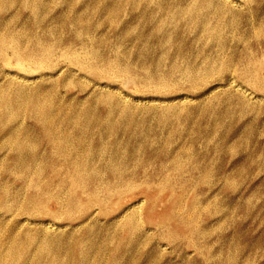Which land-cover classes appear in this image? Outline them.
<instances>
[{"label":"rangeland","instance_id":"374dc122","mask_svg":"<svg viewBox=\"0 0 264 264\" xmlns=\"http://www.w3.org/2000/svg\"><path fill=\"white\" fill-rule=\"evenodd\" d=\"M225 1L215 0L217 8ZM227 3L233 14L220 17V6L203 18L222 32L202 33L195 18L190 27L181 23L172 27L173 41L171 27L150 22L153 5L134 11L128 6V13L108 18L90 13V22L101 20L94 43L100 46L96 44L97 55L105 59L98 62L99 73L80 64L76 49L70 60L67 47L47 45L40 60L31 62L7 47L0 58V98L14 92L4 91L11 81L46 94L58 90L65 99H91L96 93L127 97L136 111L128 119L126 137L137 152L133 155L132 147L122 146L121 154L128 155L119 156L116 165L105 156L95 158L91 164L95 171L83 173L86 186L74 194L71 206L67 188H72L71 179L51 173L24 182L25 175L10 169L0 150V169L9 175L0 171V245L21 242L26 233L43 241L59 236L62 245L57 244L55 254L59 264H80L78 256L74 258L80 248L88 249L84 264H264V0ZM61 6L51 14L59 13ZM38 15L23 10V19L17 21L11 10L0 9V36L41 35L44 29L34 24ZM31 24L35 26L29 29ZM129 31L131 36L126 35ZM54 32L47 38L51 42ZM113 61L127 73L104 72L106 63ZM169 105L172 127L165 132L150 117ZM7 113L0 109L1 116ZM20 115L26 127L35 121L27 111ZM148 118L149 123L144 122ZM140 130L158 137L136 135ZM2 135L6 137L1 133L0 140ZM38 140L36 132L29 138L33 144ZM87 148L85 160H92L99 148L96 144ZM176 154L182 156L175 162ZM162 165L167 172H161ZM93 173L100 175L96 186L87 184ZM165 176L169 182L161 191ZM52 177L61 181L48 184ZM169 215L171 225L163 219ZM11 228L16 230L10 236ZM43 260L51 258L44 255Z\"/></svg>","mask_w":264,"mask_h":264},{"label":"bare ground","instance_id":"6f19581e","mask_svg":"<svg viewBox=\"0 0 264 264\" xmlns=\"http://www.w3.org/2000/svg\"><path fill=\"white\" fill-rule=\"evenodd\" d=\"M110 1L112 2H109L108 0H0V9L6 8L7 10H11L13 12V17L15 18V20L17 19V21L23 19V10L31 9V11H33L36 15L39 14L36 19L37 22H34V24L36 25V27H41L44 29L41 35L32 36L30 37V39H26L27 37L23 35H19L16 33L13 34L11 32L7 34L6 32L7 35H5V37L0 36V58L5 57V53L8 47V49L12 50L14 56H22L30 60L31 62H38V60H40L39 57L43 54V47L45 49V46L47 45H50L52 47L64 46L67 47L68 51H70V60H72V51L76 49L77 52L81 54V59L79 60L83 63L80 64L88 65L94 72L99 73L101 72V69L99 68L98 62L100 60L103 61L104 58L103 56L97 55V49H99L100 46L96 43L99 46L98 47L94 43L97 38V31L101 27V20H97L95 23L90 22L92 21V17L90 18V13H94L93 16L98 15L99 18L101 16H103V18H108L110 16L113 17V15L121 12L128 13V6L129 8L132 7V11H134L140 9L143 6L144 8H149L151 5H153L154 8L151 10L152 12L150 13V22H152L153 26L157 25L160 26V28H177L175 26H179V24L181 23L184 24V26L190 27L191 24L194 23L193 19L196 18L197 21L195 25L197 30H201V32L203 31L202 33L211 31V33L216 35L222 31L220 29H214L209 27V25L204 22V14H210L212 11H215L220 6V8L223 9V11L221 10L223 12V15H221L220 17L231 15L234 12V8H232L229 3H227L229 0L227 2L225 1L226 3L224 4L221 2L222 5L218 6V8L215 3V0H178V2L174 4H171V0ZM61 5H64L63 9L59 11V13H57L56 15H52L51 13H54V10L62 8ZM86 20L90 23H86ZM108 20H110L111 23H114L116 25V21L118 19L110 18ZM119 23L118 25H116V27L120 25ZM34 24H31L29 29H31V26H35ZM8 28L9 31H12L11 24L10 26L8 24ZM173 28L171 29V40L174 37L172 35L174 31ZM56 30L57 32L56 36L54 35V41L51 42L47 38H49L51 34L53 35V33H55L54 31ZM185 30H182L183 35L186 32ZM131 31L127 32L128 34L126 35L131 36ZM165 31L163 33H165ZM67 32H70V34L68 35ZM61 34L65 36L62 38ZM135 34L138 35V33ZM25 35L27 36V34ZM124 35L125 33H123V37ZM102 36L104 37V34ZM105 38L106 37H104V39ZM29 42L32 44L31 48L27 47V45L25 44ZM98 42H101V40L99 39ZM107 43L109 44L108 40ZM104 44L106 45V42ZM165 55L166 56L164 58L167 57V54ZM75 58L76 57L74 56L73 60H75ZM139 61L141 62V60ZM155 61L156 60H154V62ZM41 65L45 66L46 64L42 63ZM105 66L106 67L104 68L106 69L104 70V72L116 71L118 73L123 74L127 73L128 70H126V68L120 66L119 64H116L114 61L106 63ZM172 67L174 66L172 65ZM189 68H192V66ZM132 72L134 71L132 70ZM141 72L139 71V73ZM151 74H153V72ZM156 78H158V75ZM146 81L152 83V79H148ZM154 81L157 82V80ZM79 88L85 90L81 85ZM10 89H14V92L8 93V90ZM4 91H6L8 94L0 98V109L1 111L2 109H5L8 111V113L5 116L0 115V134L5 132L6 136L4 137V135H2L3 139L0 140V145L3 142L2 147H0V150L5 151L6 153V155L3 156V162H7L9 166L12 167L10 169L16 172V174H20L21 176L24 174V182H27L28 178H45L47 174L51 173L57 176L59 174H63L61 176L65 177L66 179H71L72 181H70V185H72V188L69 186L67 187L70 193L72 194V201H70L69 203L71 206L74 205L73 202L75 203L74 194L76 192L81 191L86 186L84 183L85 176L83 173L88 170L93 172L95 171L92 170L91 167L92 161L95 158L105 156L109 163H111L112 165H116L117 162L120 160L119 156L128 155L124 154L123 152L121 154L120 148L122 146H126L127 148L129 147L130 149L132 147L133 155H135L134 152H137L135 151L137 150V148L133 147V144L130 145V141H128L126 137V133L130 125L128 119H131V115H135L136 111V108L131 105L130 100L127 99V97H122L119 95H116V97H112L110 94L96 93L92 96L91 99L87 98L88 96H84L82 98L78 97L73 99H65L63 96H59L58 90L53 92L52 94H46L45 92L35 91V89L33 88L21 85L16 81H11V83L6 85ZM202 105L204 104L202 103ZM244 105L247 106L248 104L244 103ZM100 107L101 109H99ZM164 107L166 108L161 109L163 111H159L160 113H156L154 116L150 117V119L151 121L154 120V124L159 125V127L163 128L165 132H170L172 127L171 106L169 105ZM23 111H27V113L35 120L34 123H31L29 127H26L23 119H21L20 114ZM177 111L180 113L178 109ZM212 114L215 116L214 113ZM178 119L180 120L181 118ZM210 119H212V117H210ZM144 122L149 123V118L145 119ZM6 128L7 130H5ZM35 132L37 133L39 140L36 142V144H33L32 141H29V138ZM137 134L138 136H146L150 138L158 137V135L156 134L148 135L147 132H142V130L137 131L136 135ZM93 144H96L98 146L99 151L95 152V155L93 156L92 160H85L86 154L90 153L87 146L89 147ZM69 145H71L74 149ZM35 146L39 147V149L35 150ZM185 152L186 151H184L183 153ZM182 155L180 154L178 156V154H176L174 155L172 160L175 161L179 159ZM166 161H169L171 163V156ZM164 162L165 161H162V164ZM59 167H61V170H58ZM161 167V172H167L166 170H164L165 165H162ZM0 171L3 170L0 169ZM3 174V176L6 175V177H9L8 170H6L5 172L3 171ZM53 179L54 177L50 179L48 184H56L58 179ZM164 180L167 181H165L162 185L163 188L159 189L161 191L166 190L165 184L169 182V179L166 178V176ZM60 181L61 179L58 182ZM99 183L100 175L93 173V175L89 177L87 184H92L91 186H96ZM50 187L51 186H49L48 188ZM64 188L65 187H63V189ZM5 192H7V190H5ZM9 202L10 200L9 198H7L5 200V203L9 204ZM169 208L170 204L168 209ZM169 212H171V209L169 210ZM177 216L179 215L177 214ZM163 219H167V222H169L171 225V215L167 216L166 218L163 216ZM11 230L12 232L10 236L13 234L16 228H11ZM1 232H3V230L0 228V233ZM20 241L21 242H17L13 245H8L9 242H5L0 245V264H59V259L57 255H55L58 248L60 247L58 245H62L59 236H48L46 240L43 241L38 236H33L29 233H26L21 236ZM3 249L4 251L7 250L9 253L4 252ZM87 250L88 249L84 250L83 248H80L75 252L74 258L77 259L78 256L80 264H84L86 262L88 255ZM44 255H48L51 260L44 261Z\"/></svg>","mask_w":264,"mask_h":264}]
</instances>
